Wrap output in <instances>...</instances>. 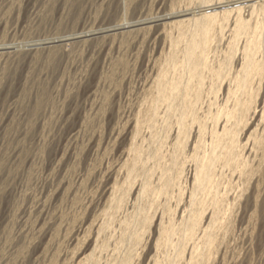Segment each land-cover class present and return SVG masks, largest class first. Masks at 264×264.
Listing matches in <instances>:
<instances>
[{"label": "rangeland", "instance_id": "1", "mask_svg": "<svg viewBox=\"0 0 264 264\" xmlns=\"http://www.w3.org/2000/svg\"><path fill=\"white\" fill-rule=\"evenodd\" d=\"M0 9V264H264V0Z\"/></svg>", "mask_w": 264, "mask_h": 264}, {"label": "bare ground", "instance_id": "2", "mask_svg": "<svg viewBox=\"0 0 264 264\" xmlns=\"http://www.w3.org/2000/svg\"><path fill=\"white\" fill-rule=\"evenodd\" d=\"M14 1V0H13ZM128 3V2H127ZM71 5V4H70ZM51 7V6H50ZM71 7V6H70ZM12 8H13V6H12ZM45 9V8H44ZM0 10H2V9H0ZM9 10V9H8ZM7 10V11H8ZM42 10V9H41ZM40 10V11H41ZM1 12V11H0ZM4 12V11H3ZM6 15V14H5ZM2 17V16H1ZM7 18V17H6ZM43 19H44V17H43ZM42 25V24H41ZM39 27V26H38ZM36 28V27H35ZM144 29H145V31L147 30V34L149 35L150 34V29L149 28H147V26L146 25H144V27L141 29V32L138 34V36H137V38H136V40H137V43L139 42V41H141V40H143V38L145 37V35H144V32L142 33V31H144ZM34 30V29H33ZM32 30V31H33ZM29 31H31V29L29 30ZM60 33V32H59ZM143 34V35H142ZM59 35V34H58ZM64 35V34H63ZM7 36V35H6ZM57 37H60V35L59 36H57ZM53 40V39H52ZM59 40H61V39H59ZM59 40H57V41H59ZM22 41V40H21ZM15 43H16V41H15ZM20 43V41L19 42H17V44H19ZM3 46H4V44H2ZM58 45V44H57ZM56 45V47H58ZM61 46V45H60ZM55 47V46H54ZM54 47L53 48H51L50 47V49L51 50H53L54 49ZM5 48V47H4ZM2 49V46H1V43H0V50ZM61 49V48H60ZM56 50V49H55ZM4 51V50H3ZM49 52H50V50H49ZM48 52V54H50ZM53 52H57V51H54L53 50ZM3 52H1V54H2ZM52 53V52H51ZM60 54H61V52H59ZM54 54V53H53ZM52 54V55H53ZM72 54H74V53H72ZM56 55H58L57 53H56ZM40 56V55H39ZM39 56H37V57H39ZM14 57V56H13ZM42 57V56H41ZM54 57V56H53ZM40 58V57H39ZM56 58V57H55ZM55 62H57V61H55ZM6 64V63H5ZM2 67V66H1ZM4 67V66H3ZM1 70V69H0ZM42 70V69H41ZM46 71V70H45ZM9 73V72H8ZM45 73V72H44ZM38 74V73H37ZM49 74H50V72H49ZM255 74H257V70H254V72H253V75H255ZM29 79V78H28ZM34 79V78H33ZM34 81H37V80H34ZM33 81V82H34ZM40 81V80H39ZM31 82V81H30ZM36 83V82H35ZM34 83V84H35ZM28 85V84H27ZM30 86V85H29ZM29 88V87H28ZM30 88H32V87H30ZM24 89H26V88H24ZM27 90V89H26ZM26 90H24V91H26ZM27 94V93H26ZM40 95V94H39ZM45 98V97H44ZM22 105V104H21ZM23 105H25V104H23ZM35 106H37V105H35ZM20 108V107H19ZM49 108V107H48ZM52 108V107H51ZM20 111H22L21 109H20ZM39 116V115H38ZM16 117V116H15ZM30 117V116H29ZM33 120V119H32ZM20 121V120H19ZM31 122V121H30ZM34 122V121H33ZM25 123V122H24ZM12 124H14V123H12ZM20 124V123H19ZM22 124V123H21ZM27 124V123H26ZM25 126V125H24ZM29 126V125H28ZM24 128V127H23ZM17 129V128H16ZM30 129H32V128H30ZM25 130H27L26 128H25ZM9 132H10V130H9ZM10 136V135H9ZM12 137V136H11ZM15 139V138H14ZM22 139V138H21ZM11 141V140H10ZM9 142V141H8ZM7 142V143H8ZM14 142V141H13ZM11 143V142H10ZM17 144V143H16ZM6 145V144H5ZM9 145V144H8ZM19 146V145H18ZM13 147V146H12ZM15 147V146H14ZM5 148H6V146H5ZM3 149V148H2ZM10 149V148H9ZM24 149V148H23ZM6 153V152H5ZM5 156V155H4ZM264 171V170H263ZM261 177H263V175L261 176ZM262 180V179H261ZM165 182H166V178L165 177H163V176H161L160 178H159V181H158V183H157V189L159 190V189H161L164 185H165ZM263 182V181H262ZM262 197H261V199H260V202H259V206H258V209H259V217L261 218V219H264V186L262 185ZM105 217H107V216H105ZM230 232V231H229ZM229 233H227V235H228ZM85 259H86V257H82V261L84 260V264H90V262H88V259H86V261H85Z\"/></svg>", "mask_w": 264, "mask_h": 264}]
</instances>
